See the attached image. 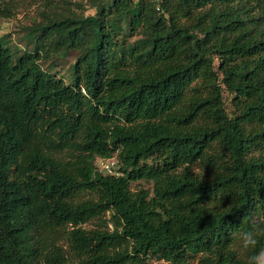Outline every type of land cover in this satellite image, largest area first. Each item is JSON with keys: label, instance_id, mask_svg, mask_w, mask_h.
I'll use <instances>...</instances> for the list:
<instances>
[{"label": "trees", "instance_id": "1", "mask_svg": "<svg viewBox=\"0 0 264 264\" xmlns=\"http://www.w3.org/2000/svg\"><path fill=\"white\" fill-rule=\"evenodd\" d=\"M86 2L0 0V21L34 8L31 50L0 38V264H242L229 232L264 214V0ZM71 52L69 83L41 67Z\"/></svg>", "mask_w": 264, "mask_h": 264}, {"label": "rangeland", "instance_id": "2", "mask_svg": "<svg viewBox=\"0 0 264 264\" xmlns=\"http://www.w3.org/2000/svg\"><path fill=\"white\" fill-rule=\"evenodd\" d=\"M71 2H78L85 6L83 14L88 15L93 13V9L90 8L86 0H70ZM70 9H75L74 4L69 5ZM34 15V8L29 7L25 10H19L13 18L0 21V38L8 42L11 47H17L20 49L31 50L32 44L28 39V26L30 25L31 16ZM75 53H69L66 57H60L55 59L53 62H44L41 64V67L56 78L62 79L65 83L70 81V72L71 65L75 58ZM224 98H228L229 95L223 91L222 93ZM226 110H230L229 101H226ZM133 190L145 189L151 192L152 185L151 183H146L143 181L135 182L131 184ZM95 227L94 223L83 225V228L89 229ZM150 264H166L162 261H150ZM189 264H196L195 260H190Z\"/></svg>", "mask_w": 264, "mask_h": 264}, {"label": "clouds", "instance_id": "3", "mask_svg": "<svg viewBox=\"0 0 264 264\" xmlns=\"http://www.w3.org/2000/svg\"><path fill=\"white\" fill-rule=\"evenodd\" d=\"M254 212L255 209L251 210L242 223L229 232L231 241L235 243L234 251L242 264H264V246H258L264 239V214L254 216Z\"/></svg>", "mask_w": 264, "mask_h": 264}, {"label": "built area", "instance_id": "4", "mask_svg": "<svg viewBox=\"0 0 264 264\" xmlns=\"http://www.w3.org/2000/svg\"><path fill=\"white\" fill-rule=\"evenodd\" d=\"M115 159H105V160H99L97 162V167L101 172L107 173V174H116L114 172L115 169Z\"/></svg>", "mask_w": 264, "mask_h": 264}]
</instances>
